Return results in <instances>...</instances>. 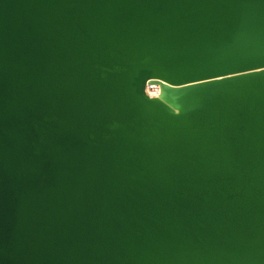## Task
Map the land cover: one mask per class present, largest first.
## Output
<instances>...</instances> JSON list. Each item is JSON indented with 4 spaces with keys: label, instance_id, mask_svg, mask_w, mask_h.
Returning <instances> with one entry per match:
<instances>
[{
    "label": "water",
    "instance_id": "obj_1",
    "mask_svg": "<svg viewBox=\"0 0 264 264\" xmlns=\"http://www.w3.org/2000/svg\"><path fill=\"white\" fill-rule=\"evenodd\" d=\"M0 264H264V0H0Z\"/></svg>",
    "mask_w": 264,
    "mask_h": 264
},
{
    "label": "bare ground",
    "instance_id": "obj_2",
    "mask_svg": "<svg viewBox=\"0 0 264 264\" xmlns=\"http://www.w3.org/2000/svg\"><path fill=\"white\" fill-rule=\"evenodd\" d=\"M145 92L150 97H157L159 95V86L157 84L147 83L145 86Z\"/></svg>",
    "mask_w": 264,
    "mask_h": 264
}]
</instances>
